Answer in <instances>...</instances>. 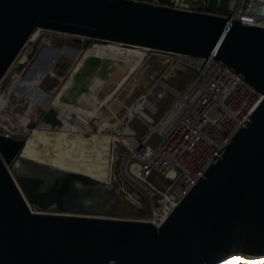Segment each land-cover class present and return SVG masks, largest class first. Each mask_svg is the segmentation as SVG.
<instances>
[{"label":"water","instance_id":"water-1","mask_svg":"<svg viewBox=\"0 0 264 264\" xmlns=\"http://www.w3.org/2000/svg\"><path fill=\"white\" fill-rule=\"evenodd\" d=\"M240 22L132 0H0V85L43 29L216 59L264 96V29ZM44 121L54 129L61 112L51 107ZM25 142L0 131V264H222L264 255V98L159 227L82 215L100 185L80 188L88 177L32 162L14 169Z\"/></svg>","mask_w":264,"mask_h":264},{"label":"built area","instance_id":"built-area-1","mask_svg":"<svg viewBox=\"0 0 264 264\" xmlns=\"http://www.w3.org/2000/svg\"><path fill=\"white\" fill-rule=\"evenodd\" d=\"M132 1L237 20L242 25L264 29V0H229L227 12L210 10L209 0ZM147 52L162 58L168 69L145 88L134 105L120 102L128 114L147 128V133L144 137L112 134L108 189L124 195L134 206L136 217L129 220L159 227L264 96L219 60L150 49ZM180 68L189 71L191 81L175 94L162 81L169 72ZM119 89L115 93L117 100L122 92L117 94ZM134 89L131 87L128 98ZM168 94L172 101L155 121L151 115L159 112V104ZM153 138L157 139L154 145ZM121 150L125 155L117 164ZM139 209L145 215H140ZM30 210L43 213L32 206ZM222 264H264V255L240 254Z\"/></svg>","mask_w":264,"mask_h":264},{"label":"rangeland","instance_id":"rangeland-1","mask_svg":"<svg viewBox=\"0 0 264 264\" xmlns=\"http://www.w3.org/2000/svg\"><path fill=\"white\" fill-rule=\"evenodd\" d=\"M228 1L229 0H209V8L213 11L227 12ZM28 45L29 47H31V45L33 46L28 61L22 65L18 63L12 65L0 85V93H7L11 83V76L20 73L17 84L8 93L10 104L7 109L8 111L12 109L13 113L20 117V123L25 124L27 128L21 131L18 125L19 121L15 118H8L6 112H2L5 110L4 106L7 103L0 97V118L5 123L8 130H10V132L1 130L2 134L9 135L13 139L28 140L32 142L34 146H39L40 142L43 140V136L34 135V132L36 130H44L43 133L47 136L46 140L49 147H62L63 150L72 151L76 156L86 154V144L91 141L93 143V151L100 159L106 156V146H109L112 142L111 137L102 134H130L136 137H144L146 135L147 128L139 120L128 114L127 111L121 107L120 102L126 103L129 107L136 103L137 99H139L145 91V88L152 85L154 80L158 79L159 75H161L164 70L168 69V65L165 64L162 58L153 54V52H147L145 49L141 48L92 39H80L76 41V37L43 29L40 30L38 38L35 41L28 42L26 47H28ZM26 47L22 50L20 55L25 53ZM111 48L122 51H135L140 55L141 59L136 66H131L132 68L129 76L125 82L118 87L120 89L117 94L122 91L119 100H117L115 94L118 88L107 100L106 106L103 108L105 109L103 114H105L104 118L105 120L107 119L106 121L108 123L105 122L101 125V114L98 113L88 124V132L86 134L78 131L81 129V126H83L84 115L94 111L98 106L96 100L99 99V97H104V90L108 89L111 78L115 75V79H113L115 81L123 75V72L118 71L120 69H126L125 65L130 63L128 60L123 65H121L120 61L114 62V67L110 68V71L108 70V75L104 79L98 76H92L90 78L92 82L89 83L88 86L94 89V97L90 93L82 95L79 98V103L74 105L64 116L61 125H56L54 129L48 130L49 125L44 121V114L51 109L52 100L66 91L73 83L71 78L72 72L81 66L82 57L85 52L88 50H96L101 55L105 56L102 51ZM60 51H65V53L59 54ZM50 69L53 72L52 74L49 72ZM45 73L47 74L43 77L42 75ZM38 81L41 83L36 84ZM190 81L191 75L189 71H184L180 68L169 72L168 77L162 82L169 90L176 94L185 89ZM131 87L135 89L133 94L128 98L127 94L131 90ZM171 101V95L168 94L164 96L159 104V112L156 115H151V117L155 121L158 120L165 109L170 105ZM33 106L31 118L30 116L28 117V114ZM100 125L103 128L99 127ZM156 141L157 139L153 138L151 144H156ZM29 148L30 146L26 145V148L16 156L13 165L17 162H20L23 166L29 164V160L26 156V149L29 150ZM118 154L117 164L119 161H122L125 151L121 150ZM109 156H111V153ZM109 162H111L110 158ZM13 165L9 166L8 170L14 176ZM108 186L110 187V183ZM105 187L106 185L101 184L100 190L108 201L99 209L100 211L92 210L82 215L120 220L135 218L136 211L131 202L127 200L124 195H117L112 189L110 190ZM58 212L56 208L47 211V213Z\"/></svg>","mask_w":264,"mask_h":264},{"label":"bare ground","instance_id":"bare-ground-1","mask_svg":"<svg viewBox=\"0 0 264 264\" xmlns=\"http://www.w3.org/2000/svg\"><path fill=\"white\" fill-rule=\"evenodd\" d=\"M40 30L41 29H36L32 33V35L30 36L29 42L35 41L38 38ZM108 43H114V42H108ZM114 44H119V43H114ZM120 45H122V44H120ZM131 47L141 48V49H145L146 51H149V49L144 48V47H138V46H131ZM26 48L27 49H26L25 53L24 54L22 53L21 55H19L18 58L16 59L15 63L22 65L28 61L29 56L33 50V46L31 45V47H29V45H28V47H26ZM102 52L105 56L101 55L96 50H88L87 52H85V54L82 57L81 66L72 72L71 78H72L73 83L70 85V87L66 91L59 94L51 102V107L56 108L57 110H59L61 112V121H62V119L68 113V111L74 105H77L79 103V98L82 95H84L86 93H90L94 97V95H95L94 89L91 88L90 86H88V84L92 82V80H90V78L92 76L93 77L98 76L99 78L104 79L108 75L110 68L114 67V62L120 61L121 65H123V64H125V62L127 60L130 61V63L125 65L126 69H122V70L120 69L118 71V72H120V71L123 72L122 76H120L115 81L113 80V79H115V75L111 78V82L109 84L108 89L104 90L105 91L104 97L103 98L99 97V99L96 100L98 103V106L94 109V111H92L90 114L84 115L85 117L83 118V126H81V129L78 130L79 132H81L83 134H86L88 132L87 131L88 124L91 122V120L94 118V116L97 115L98 113L101 114V118H100L101 119V121H100L101 125L103 123L107 122L106 121L107 119L105 120V118H104L105 114H103L105 112V109H103V108H105L107 100L112 96V93L119 86H121L122 83L125 82V80L127 79V77L130 74V70L132 68L131 66H134V65L136 66L141 59V57L138 53H136L135 51H131V50H123L122 51V50H118L116 48H111V49H106ZM64 53H65V51L59 52V54H64ZM49 72L51 74L53 73L51 69L49 70ZM47 73H45L42 76L45 77V75ZM19 75H20V73L16 74L15 76H11V83L8 87L7 93L6 92L0 93V97L5 100V103H7L4 106L5 110L2 112H6L8 118H15L18 121L20 120V117L18 115H15L13 113L12 109L8 111L7 108H8V105L10 104L8 93L17 84ZM39 83H41V82L38 81L36 84H39ZM33 108H34V106L29 111L28 117L30 116L32 118ZM18 125H19V129L21 131H24L27 128L26 125L23 123H20V121H19ZM101 125L99 127H102ZM49 129H52V128L49 127L48 130ZM1 130H6V131L10 132V130H8V128L6 127L5 123L0 118V131ZM43 132H44V130H36L34 132V135H42L43 136V140H42V142H40L39 146H34L32 142L26 140L23 148L21 149V151H22L23 149L26 148V145L30 146L29 150L26 149V151H27L26 156H27L29 162H32L35 165L42 166L44 169H46V171L52 170V171L61 172V173H72V174L84 175V176L88 177V181L86 183H82L79 179L76 181L77 186L80 188H83L84 184H91V183L92 184L97 183L99 185H101V184L106 185L107 188H110L108 186V184L110 183V173H111L110 162H109V158L111 159V156H109L111 144H109V146L108 145L106 146L107 154H106V156L102 157L103 159L102 158L100 159L94 153L93 143L91 141H89L86 144V149H87L86 154L76 156V155H74V153L72 151L63 150L62 147H57V148L49 147L47 140H46L47 136ZM66 133H67V131H66ZM102 135H106V136L111 137V139L113 141V135L112 134H106L105 133ZM83 147H85V146H83ZM108 147H109V150H108ZM46 158H47V160H46ZM47 161H48V163H47ZM14 169L20 170V169H24V167L20 162H17L14 164ZM92 196H94V195H92ZM107 201H108V199L105 198L101 207H103ZM83 202H84L83 203L84 207L91 210V211L92 210L98 211L101 208V207H98L99 205L98 206H96L95 204L90 205L88 200H85Z\"/></svg>","mask_w":264,"mask_h":264},{"label":"flooded vegetation","instance_id":"flooded-vegetation-1","mask_svg":"<svg viewBox=\"0 0 264 264\" xmlns=\"http://www.w3.org/2000/svg\"><path fill=\"white\" fill-rule=\"evenodd\" d=\"M108 150H109V147H108ZM98 194V195H97ZM94 195V196H92ZM98 198V199H97ZM85 200H88L89 201V204H95L96 206L99 205L98 207H101L102 206V203L104 202L105 200V197L102 193L101 190H99L97 193H94V194H91L89 197L85 198ZM100 203V204H99ZM102 208V207H101ZM57 209V208H56ZM58 210V209H57ZM59 211V210H58ZM60 213V211L58 212Z\"/></svg>","mask_w":264,"mask_h":264}]
</instances>
